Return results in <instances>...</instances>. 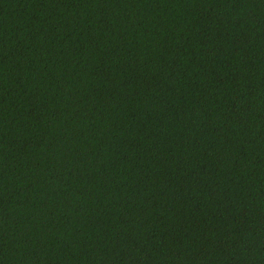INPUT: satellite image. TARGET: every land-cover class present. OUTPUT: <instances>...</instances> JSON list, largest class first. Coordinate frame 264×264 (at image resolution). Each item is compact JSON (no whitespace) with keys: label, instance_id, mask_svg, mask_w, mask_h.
Here are the masks:
<instances>
[{"label":"trees","instance_id":"trees-1","mask_svg":"<svg viewBox=\"0 0 264 264\" xmlns=\"http://www.w3.org/2000/svg\"><path fill=\"white\" fill-rule=\"evenodd\" d=\"M0 264H264V0H0Z\"/></svg>","mask_w":264,"mask_h":264}]
</instances>
